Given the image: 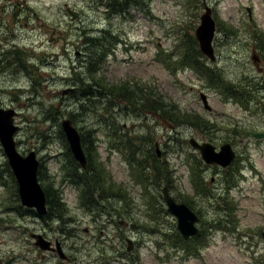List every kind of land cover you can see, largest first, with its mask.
<instances>
[{"label": "rangeland", "instance_id": "rangeland-1", "mask_svg": "<svg viewBox=\"0 0 264 264\" xmlns=\"http://www.w3.org/2000/svg\"><path fill=\"white\" fill-rule=\"evenodd\" d=\"M104 1L0 0V107L17 111V149L36 152L42 187L59 190L69 210L63 223L56 214L40 217L23 207L0 142V264H264V138L252 134L264 133V0H152L150 15L133 8L127 16L109 12ZM205 3L218 25L216 61L200 51L195 34ZM104 30L113 36L102 41H111L110 52L93 67L98 83L84 95L79 80L85 90L94 82L88 60L97 49L87 38ZM194 46L200 61L243 91L245 105L187 64ZM121 83L157 110L111 94L108 88ZM176 107L198 116L180 122V114L169 115ZM65 118L79 129L89 163L97 154L108 182L121 189L115 199L82 203L84 185L76 188L67 176L74 157ZM190 138L215 151L230 143L235 162L206 163ZM117 147L134 152L150 178ZM78 168L99 190L92 168ZM164 186L199 213L193 238L204 236L199 248L197 240L179 239ZM36 234L49 241L47 249Z\"/></svg>", "mask_w": 264, "mask_h": 264}, {"label": "water", "instance_id": "water-1", "mask_svg": "<svg viewBox=\"0 0 264 264\" xmlns=\"http://www.w3.org/2000/svg\"><path fill=\"white\" fill-rule=\"evenodd\" d=\"M205 13L201 16V23L196 29V36L200 44V50L207 55L212 61L216 60L215 49L213 45V38L216 34V21L212 16L211 7H205ZM72 17H76V13L70 9ZM72 88L66 90L67 92ZM64 91V93H67ZM205 105H207V98L202 95ZM17 114L13 108L0 107V141L9 158V162L13 168L16 178L19 183V190L24 205L36 207L39 214H45L46 208V194L38 182L37 172L39 161L36 153L31 151L28 155H21L16 148V141L14 134L19 126L14 124V117ZM62 127L65 131L70 148L75 158L83 167H87L88 159L83 148L82 138L78 129L72 124L71 119H64ZM254 137H264L263 132L254 133ZM191 144L199 149L202 153V158L208 164H220L224 167L228 166L235 159V152L229 143L222 145L219 152L215 151V147L211 143H199L195 138L190 139ZM158 146V143H157ZM158 154L161 152L158 148ZM165 202L168 205V210L177 217V228L185 238H190L198 233V228L195 223L200 220L197 213L186 203L177 202L175 198L164 187ZM40 239L38 244L44 249L48 248V242L42 238L41 235L36 234ZM264 237V233H263ZM42 239V240H41ZM131 249V247H129ZM66 257V255H64Z\"/></svg>", "mask_w": 264, "mask_h": 264}, {"label": "trees", "instance_id": "trees-1", "mask_svg": "<svg viewBox=\"0 0 264 264\" xmlns=\"http://www.w3.org/2000/svg\"><path fill=\"white\" fill-rule=\"evenodd\" d=\"M151 1L152 0H105L103 4H105L106 7L108 8V11L113 13V14L127 16L129 14L130 9L139 8L144 13L147 11V13L150 15L151 13H150L149 7H150ZM102 32H103L102 37H88L87 38V41L90 43V45L93 47H97V49H95L91 52V55H90L89 60H88V64L90 65L89 74L92 75L91 77H92V79H94V82L92 81V83H89L87 85L88 90L87 89L85 90L82 87V85H83L82 81L79 80L82 84V85L79 84V86L81 87V91L84 95H90L89 89L91 90L94 88L93 83L94 84L98 83V81L95 79L96 76H94V74L96 73V70H94L93 67L97 68V63L99 64V63L103 62L106 54L108 52H110L109 46H110L111 41L106 42V43H102V41H103V38H105V36H107V35H109L112 38H113V36H112L111 32H109L108 30H104ZM228 35L229 34L224 33V36H228ZM196 44H198V43H196ZM99 47H100V50H99ZM200 55H201V53H200L199 49L196 46H194V59L191 58L192 62H187V64H191L192 66H195L197 69L200 70L201 73L207 75V78H210V80L214 84H216V85L218 84L219 88H221L224 92H226V95L233 96L236 99H238L242 102H245V96L243 94V91L239 87L237 88V86H234L230 83H226V81L223 79L222 74H220L218 71L217 72L214 71V69L207 66L203 61L199 60ZM262 55H263L262 58L264 61V53ZM184 59H180V61H184ZM101 78H104V77H101ZM262 83H264V79H263ZM256 84H261L260 79L257 81ZM114 87H115V89L111 88V87H110V89L108 88V90L110 91L111 94H115V92H116L117 94H119L118 96L122 95V97H125L127 100L133 101V99L135 97V96H132V94H134V89L127 90L129 88H126L125 83H121L119 86H114ZM127 91L129 92V95H125V93ZM134 100H137V101L140 100L142 105H144V106L147 105V109H149V110H151V109L157 110L156 104H153V103L147 104L145 102L146 100L141 95H138V99H134ZM178 114H180L184 118V119L182 118L183 121L180 120V122H189L186 120L187 119L186 117L198 116V114L197 115L185 114V112H182L181 109H179L178 107L173 108L172 112H170L169 115L172 118H178L179 117ZM167 118H169L168 115H167ZM90 141H91V139L89 138L88 142L90 143ZM91 148H92V146H90V149ZM117 148H119L120 151L123 154H125L124 156L126 157V159L130 163L137 166L136 170L140 176L143 175L144 177L150 178V175L142 174V170H141L142 164L135 160V155H134L135 153L134 152L130 151V153H129L127 150L123 149L122 147H117ZM88 149L85 148V150L87 151L86 153L89 155L90 151ZM70 155L72 157L71 153H70ZM92 157H93V160L91 159V162L89 163V167L92 168L91 172L94 174L93 177L95 178L96 182L98 183L97 185H99L98 186L99 190L97 188L93 187V184L89 180L87 173L86 174H80L79 173L78 163L76 161H74V159L71 160L72 163L74 164V166L69 171V174H67V176L71 180L70 183L74 184L76 188H81L80 185H82V184L84 185L83 190H81L82 191L81 192V199H82V203L85 206L88 205V207H89V205H91V206L96 205L97 206L98 203L103 202L102 199H104L105 201L107 199H109V200L115 199L116 196H118L120 194V191H121V189H120V191L118 193L114 190L116 188H115V185H113L114 183L111 182V180L109 181L111 184H109L108 178L105 176L104 170L102 169L101 164L98 163L97 154H94ZM40 172H41V170H40ZM168 174H171V172L168 171ZM194 178H195V181H198L196 171L194 172ZM229 179H230L229 180V187H231L230 185H232L234 183V180H235V174L233 176H230ZM157 180L159 181L160 179L158 178ZM52 189L53 190L45 189L46 194H47V199H48L47 217L49 218V217H51V214H56L59 218H61L62 222L65 223L66 220L63 219V216L65 214H67L69 211L67 204L65 203V201L63 202L60 200L59 190L54 191L55 189L53 186H52ZM100 190H102L104 192H102L101 194L98 193V197L97 196L95 197V195H96L95 192H99ZM208 194H209V192L207 191V192H205L204 196H207ZM225 198H226L225 203H227V200H228V209H229V197H228V195ZM184 202L191 205V203L187 202V200ZM54 209H55V211H54ZM220 225L224 226V222H221ZM203 237L204 236H202L198 239H195L198 242V243H196V247L199 248V246L203 244V240H200ZM179 239L184 241L183 244L188 245L190 243L189 241H185L180 237H179Z\"/></svg>", "mask_w": 264, "mask_h": 264}]
</instances>
